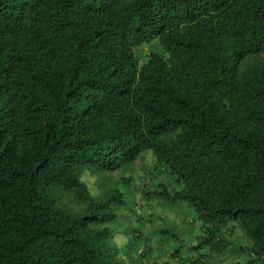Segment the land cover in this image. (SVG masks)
Instances as JSON below:
<instances>
[{
	"label": "trees",
	"instance_id": "16d2710c",
	"mask_svg": "<svg viewBox=\"0 0 264 264\" xmlns=\"http://www.w3.org/2000/svg\"><path fill=\"white\" fill-rule=\"evenodd\" d=\"M262 52L264 0H0V264H117L121 193L84 175L145 151L197 247L236 220L264 259Z\"/></svg>",
	"mask_w": 264,
	"mask_h": 264
},
{
	"label": "rangeland",
	"instance_id": "374dc122",
	"mask_svg": "<svg viewBox=\"0 0 264 264\" xmlns=\"http://www.w3.org/2000/svg\"><path fill=\"white\" fill-rule=\"evenodd\" d=\"M152 51H162L157 41L138 49L141 61ZM253 60L264 61V52L245 61ZM84 181L97 197L113 191L121 193L123 202L113 205L117 218L111 227L115 235L107 242L117 264H264V259H256L246 249L251 240L240 221L232 220L215 232L212 243L224 240V244L212 247L202 243L197 247L205 241L207 227L193 206L155 192L160 185L171 192L180 184L168 168L157 163L152 151L111 171L88 170Z\"/></svg>",
	"mask_w": 264,
	"mask_h": 264
},
{
	"label": "crops",
	"instance_id": "0c3cea01",
	"mask_svg": "<svg viewBox=\"0 0 264 264\" xmlns=\"http://www.w3.org/2000/svg\"><path fill=\"white\" fill-rule=\"evenodd\" d=\"M148 264H157V263H148ZM170 264H189V263H170ZM192 264H207V263H192Z\"/></svg>",
	"mask_w": 264,
	"mask_h": 264
}]
</instances>
